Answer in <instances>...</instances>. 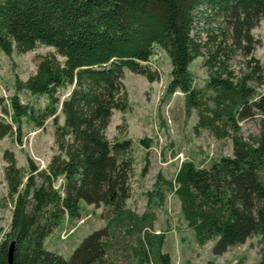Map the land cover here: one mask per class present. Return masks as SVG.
I'll use <instances>...</instances> for the list:
<instances>
[{
	"label": "trees",
	"instance_id": "obj_1",
	"mask_svg": "<svg viewBox=\"0 0 264 264\" xmlns=\"http://www.w3.org/2000/svg\"><path fill=\"white\" fill-rule=\"evenodd\" d=\"M262 19L264 0H0L1 53H26L42 44L62 59L46 55L25 83L30 93L48 97L42 119L53 117L56 153L45 170L31 159L20 168L13 153L3 154L12 212L0 264H7L11 242L12 264H114L108 226L84 238L69 260L44 249L65 217L80 218V203L108 208L117 226L125 220L138 232L152 228L153 213L137 217L126 209L131 142L111 143L106 129L113 112L127 108L124 71L155 80L147 66L155 48L169 59L167 91L184 95L196 128L217 140L230 138L233 148L232 156L208 168L181 163L172 185L183 219L198 245L214 241L213 256L259 237L256 264H264V93L256 90L263 67L253 57L258 42L252 34ZM236 55L243 59L239 75L230 68ZM197 58L207 75L201 90L189 71ZM64 88L70 92L61 102L59 125L57 93ZM12 109L14 119L26 113L15 98ZM255 117L259 133L244 139L239 123ZM11 132V125L0 123V139ZM163 244V234L144 233L129 264H171Z\"/></svg>",
	"mask_w": 264,
	"mask_h": 264
},
{
	"label": "rangeland",
	"instance_id": "obj_2",
	"mask_svg": "<svg viewBox=\"0 0 264 264\" xmlns=\"http://www.w3.org/2000/svg\"><path fill=\"white\" fill-rule=\"evenodd\" d=\"M252 34L258 42L253 57L263 67V82L256 87L257 92L262 94L264 19L252 30ZM49 54L56 55L52 48L42 44H37L26 53L14 50L10 55H5L0 52V123L12 127V132L0 139V242L9 230L12 212L3 176L6 166L3 154L6 151L13 153L20 168L27 169V159H31L40 170H45L56 153L53 117L42 119L49 106L48 97L30 93L25 85L35 74L39 61ZM56 57L62 61L59 56ZM202 62V58H197L189 66L193 87L198 90L203 89L207 82ZM242 64L240 55L231 61L230 68L235 75L240 74L239 70L243 72ZM147 66L155 75L153 81L124 71L122 84L127 92V108L113 112L106 137L111 143L117 140L131 142L133 172L126 209L137 217L153 213L152 228L138 232L125 220L117 226L108 208L96 209L80 203L81 218L70 220L65 217L53 236L44 241V249L53 248L56 244L57 248L65 250L67 243L73 245L71 252L60 255L69 260L84 238L102 226H108L110 235L107 244L112 246L108 253L109 261L114 264H129L130 256L138 248V240H143L144 233L163 234L162 252L169 255L171 264H205L208 261L215 264H256L262 247L257 236L229 248L221 256L211 254L214 241L203 246L195 241L194 232L183 219L180 203L173 193V180L183 162L208 168L221 157L232 156V142L230 138L217 140L208 130L196 128V113L192 109L187 111L184 95L179 91H167L170 63L164 51L155 48ZM69 92V88H64L57 93L60 104L56 106V117L59 125L63 124L60 105ZM14 98L26 112L19 119H14L13 115ZM15 121H18L19 132ZM260 121L259 117H255L240 122L241 136L247 139L258 135ZM60 184L61 181H58L55 187L59 188Z\"/></svg>",
	"mask_w": 264,
	"mask_h": 264
},
{
	"label": "crops",
	"instance_id": "obj_3",
	"mask_svg": "<svg viewBox=\"0 0 264 264\" xmlns=\"http://www.w3.org/2000/svg\"><path fill=\"white\" fill-rule=\"evenodd\" d=\"M83 205H84V206H87V205H85V204H83ZM80 218H81V215H80ZM54 232H55V230L53 231V233H54ZM53 233L51 234L52 236H53ZM51 235H50V236H51ZM48 238H49V237H48ZM48 238H47V239H48ZM47 239H46V240H47ZM44 246H45V245H44ZM57 247H58V246L55 244V245L53 246V248H50V247H49L48 250H49V251H54V252H56V253L59 252L60 255H61L63 252H66V253L69 252V251L71 252L73 245H68V243H67V244H66V248H65V250L60 249V248H57Z\"/></svg>",
	"mask_w": 264,
	"mask_h": 264
},
{
	"label": "water",
	"instance_id": "obj_4",
	"mask_svg": "<svg viewBox=\"0 0 264 264\" xmlns=\"http://www.w3.org/2000/svg\"><path fill=\"white\" fill-rule=\"evenodd\" d=\"M15 242H11L7 252V264H12V254L14 250Z\"/></svg>",
	"mask_w": 264,
	"mask_h": 264
}]
</instances>
